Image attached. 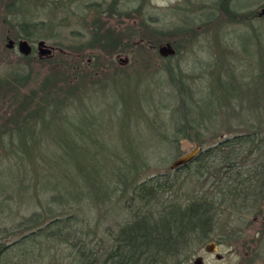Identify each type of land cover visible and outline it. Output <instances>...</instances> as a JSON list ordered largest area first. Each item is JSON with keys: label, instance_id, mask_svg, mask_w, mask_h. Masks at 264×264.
Here are the masks:
<instances>
[{"label": "rangeland", "instance_id": "rangeland-1", "mask_svg": "<svg viewBox=\"0 0 264 264\" xmlns=\"http://www.w3.org/2000/svg\"><path fill=\"white\" fill-rule=\"evenodd\" d=\"M109 2L0 0L1 246L12 245L37 224L46 226L54 216L70 215L85 219L81 229H95L98 239L108 243L110 234L118 233L132 215L128 197L122 196L124 189L130 195L135 184L167 172L172 179L201 184L195 172H171L172 162L196 146L204 149L255 132L264 123V16L241 19V13H259L264 0H113L116 5H88ZM145 25L152 48L141 49L134 44L140 29L147 35ZM97 31L111 33L110 39L121 35L112 61L96 44L89 46ZM25 34L34 45L28 56L17 46L8 47L9 38L17 40ZM39 40L74 53L82 46L92 68H107L89 72L91 79L85 80L76 101L67 99L58 114L44 117L31 111L40 108L45 92L61 84L58 73L51 70L62 61L40 59ZM165 43L177 53L162 57L159 47ZM118 55L128 56L129 62L124 64ZM182 96L191 104L181 108ZM186 108L191 125L197 126L187 132L189 136L178 131ZM76 122L91 129L96 138L79 135L73 130ZM261 151L257 159L263 165ZM247 152L241 156L254 158ZM108 153L121 158H110ZM152 155L147 165L133 166ZM77 162L94 165L98 175L109 179L106 185L97 177L99 190L93 191L94 181L76 174L78 185L92 191V196L107 195L94 200L83 197L70 208L52 200L48 185H64V168L73 170ZM125 166L141 169L137 174L132 168L129 185L117 177L122 175L117 170ZM32 225L34 229H28ZM211 242L218 244L215 252L205 250ZM193 247L185 263L202 256L205 264H264V218L254 217V211L225 209L211 238L197 239ZM0 264H77V259L69 244L42 234L0 253Z\"/></svg>", "mask_w": 264, "mask_h": 264}, {"label": "trees", "instance_id": "trees-1", "mask_svg": "<svg viewBox=\"0 0 264 264\" xmlns=\"http://www.w3.org/2000/svg\"><path fill=\"white\" fill-rule=\"evenodd\" d=\"M236 14H238L237 16L240 15V13ZM241 17V19H252L257 17V13H241ZM28 25L31 28H36L34 25ZM145 29L147 35L134 44L141 49L147 46L151 47L152 44L148 39L147 30H149V27L145 25ZM108 34L105 35V33L97 31L93 34L89 46L92 47L96 44L106 51V54H114L122 42L121 35L118 34L117 37L114 36V39H110L108 36L112 35H110L111 33ZM22 37L29 38V35L25 34ZM129 45L132 46L133 43ZM77 50L79 52L84 51L82 48L78 49V47ZM147 50L151 51L149 48ZM62 62L57 70L55 68L51 70L58 73V81H61V84L55 83L51 87V92H45L41 104L39 103L40 108L31 111L34 115L44 117L58 114L61 105L62 107L65 106L67 99L72 102L76 101L74 100L75 96L77 98L87 85L86 81H90L89 72L74 69L75 64L71 62V59L65 57ZM168 69L170 73L173 72L171 67ZM44 88L49 89L48 87ZM186 101H188V97L182 96L181 108L191 104V102ZM189 110L187 108L184 110V122L178 127V131L184 132V134L197 127L191 125L189 121ZM185 111H188V113ZM210 111H213V109H210ZM208 118H206V121ZM76 124L73 130L78 132L79 135L85 136L87 139L92 136L95 137L91 129H84L80 127L79 123L76 122ZM186 136H189V134ZM262 149H264V123L261 122L255 132L237 134L214 142V144L204 148L192 162L177 169H171L170 167L171 172L175 173L180 169L195 172L202 178L203 183L201 184H199V181L198 184L193 180L189 182L188 178L172 179L171 174L167 172L151 176L135 184L130 195L124 189L122 196L128 197L127 207L130 208L132 215L118 233L110 234L113 235V239L109 240L108 243H102L98 239V233L95 229L88 228L86 225V229H81V225L86 221L85 219H79L75 215L65 218L54 216L46 226L41 227L40 224H37L38 226L35 227L37 229L28 232V234L25 233L12 245L5 244L1 246V244V256L8 252L12 246L23 244L30 237L46 234L54 239L60 238L63 243L69 244L75 254L77 264L185 263L190 254L193 253L195 240L206 241L211 238L216 221L225 209L239 211L240 213L254 211V217L264 218V164H259L258 162L261 160L257 159V155L262 153ZM245 151H248L247 153L254 156V158H243L241 154ZM72 155L68 154L67 157L70 156L71 158ZM79 156L75 157L78 158ZM106 156L113 159L114 157L121 158L120 155L112 153H108ZM153 157L154 155L150 158L143 156L141 161L133 164V166L147 165V162ZM249 161H252L250 162L251 165L247 164ZM256 163L258 166H256ZM75 167L73 170H69L67 167L64 168L63 177L67 180L64 185H57L56 183L48 185L53 201H61L73 208V203L82 201L83 197L94 200L97 197L107 195V193H101L99 196H92V191L87 193L88 190H84L75 180L76 174L84 180H93L94 184L90 186L93 191L99 190L98 182L95 181L97 177H99L100 182L108 185L107 180L109 179H104L103 176L98 175L99 171L95 169L94 165L77 162ZM132 168L135 169L137 174L141 172V169L132 166H125L124 169L117 170L120 173L122 171V175L117 176L123 177L122 183L128 185L131 183ZM113 179L117 178L114 177ZM110 180L112 179L110 178ZM187 182L191 184L185 191L184 188ZM78 186L81 189H78ZM35 225L28 227V229ZM39 226L40 228H38ZM50 227H55V229L49 232ZM94 240L99 242L94 243Z\"/></svg>", "mask_w": 264, "mask_h": 264}, {"label": "flooded vegetation", "instance_id": "flooded-vegetation-1", "mask_svg": "<svg viewBox=\"0 0 264 264\" xmlns=\"http://www.w3.org/2000/svg\"><path fill=\"white\" fill-rule=\"evenodd\" d=\"M52 1H61V2H68V3H73L74 1H76V0H52ZM88 5H116V3L115 2H113V0H110V2L109 3H90V4H88ZM257 15H258V13H257ZM141 30V29H140ZM140 30H139V35H138V40H140V39H143V37H145V35H143L141 32H140ZM141 34V35H140ZM150 36V35H149ZM9 39H11V38H9ZM9 39H8V41H9ZM12 40H14V39H12ZM20 40H26L28 43H29V45L31 46V49H32V52H31V54L30 55H32L33 54V52H34V45L31 43V41H30V38H26V37H21V38H19V39H17V40H14V44H13V46L12 47H10V48H13V47H15V46H17L18 47V43H19V41ZM40 41H44L45 42V46L46 47H48L50 50H51V52L50 53H47L46 55H43V56H41L40 55V52H39V42ZM166 44V43H165ZM171 44V43H170ZM163 45V44H162ZM172 45V44H171ZM173 46V45H172ZM174 47V46H173ZM80 48H82V46L81 47H78V49H80ZM175 48V47H174ZM76 49H77V47H76ZM37 54H38V57L40 58V59H46V60H49V61H57V60H61V61H63V59H65V57H66V59H71V62H73L74 64H75V66H74V69L75 68H77V69H79L80 71H84V72H90V73H93L94 72V74H97L100 70L101 71H107V68H105V69H102L101 67H102V65H100V66H97V67H95L94 68V66H93V68H92V63H91V59H88V61L86 62L85 61V59H84V55H86L85 54V52L83 51V52H77V53H74V52H70V51H68L67 49H62V48H58V47H54V46H52V45H48L47 43H46V41L45 40H39L38 42H37ZM177 53V52H176ZM175 53V54H176ZM57 54H59V56H57ZM23 55V54H22ZM91 56H93L92 55V53L90 54ZM89 55V56H90ZM61 56V57H60ZM120 55H118V59L121 61V62H124V64H127L128 62H129V57L127 56L126 57V59H122L121 57H119ZM172 56V55H171ZM94 57V56H93ZM107 57L109 58V60L110 61H112L113 60V57H114V54H112V55H107ZM163 57V56H162ZM91 58V57H90ZM63 63V62H62ZM62 63H61V65H62ZM60 65V66H61ZM94 69H96L95 71H93ZM96 71H98L97 73H95ZM113 239V238H112ZM211 243H213V242H211ZM215 243V242H214ZM217 244V243H216ZM207 246H209V245H207ZM207 246H206V248H207ZM217 246H218V244H217ZM206 248H205V250H206ZM207 251V250H206ZM216 251V250H215ZM214 251V252H215ZM207 252H209V251H207ZM219 256H220V258H222V255L221 254H219V253H217V257L219 258ZM198 257H202V256H197L196 258H198ZM195 258V259H196ZM203 258V257H202ZM194 259V260H195ZM193 260V261H194ZM192 261V262H193ZM203 261H204V259H203ZM192 262H189V263H184V264H190V263H192ZM204 264H205V262H204Z\"/></svg>", "mask_w": 264, "mask_h": 264}, {"label": "water", "instance_id": "water-1", "mask_svg": "<svg viewBox=\"0 0 264 264\" xmlns=\"http://www.w3.org/2000/svg\"><path fill=\"white\" fill-rule=\"evenodd\" d=\"M258 15L264 16V7L261 9V11L258 13ZM14 44V40L9 39L8 41V47H12ZM18 50L21 54L28 56L31 54L32 49L31 46L29 45V43L26 40H20L18 43ZM39 52L40 55H46L47 53H50L51 50L45 46V42L44 41H40L39 42ZM176 53V49L170 44V43H166L163 44L159 47V54L163 57H168L171 55H174ZM203 150V148L201 146H196L194 149H192L190 152H188L187 154L179 157L178 159H176L174 162H172L171 164V169H177L187 163L192 162L197 155ZM217 246L216 243H212L211 245L207 246L206 250L209 252H213L215 250H217L215 247ZM220 258V256H219ZM190 264H204L203 258L202 257H198L196 258L192 263Z\"/></svg>", "mask_w": 264, "mask_h": 264}]
</instances>
